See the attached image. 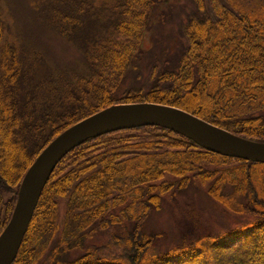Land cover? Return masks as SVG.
Segmentation results:
<instances>
[{"label": "trees", "instance_id": "16d2710c", "mask_svg": "<svg viewBox=\"0 0 264 264\" xmlns=\"http://www.w3.org/2000/svg\"><path fill=\"white\" fill-rule=\"evenodd\" d=\"M194 2L172 68L154 64L149 87L120 95L155 0H113L103 34L85 50L90 72L41 84L31 79L30 57L23 60L18 46L3 38L0 20V232L42 148L112 104L173 105L264 141V0H209L211 13L204 0ZM87 11L81 4L59 17L58 34L82 33ZM192 180L224 209L250 219L216 234L187 229L179 242L153 252L159 233L144 230L148 215ZM5 193L11 195L6 201ZM99 234L103 242L89 243ZM11 264H264V163L208 151L156 125L91 137L57 163Z\"/></svg>", "mask_w": 264, "mask_h": 264}, {"label": "rangeland", "instance_id": "374dc122", "mask_svg": "<svg viewBox=\"0 0 264 264\" xmlns=\"http://www.w3.org/2000/svg\"><path fill=\"white\" fill-rule=\"evenodd\" d=\"M112 2L113 0H0L3 38L18 46L23 60L30 57L31 79L34 84H41L44 80L47 82L51 78L71 79L75 75L88 74L90 68L85 50L91 39L103 34L105 26L102 25L106 23L107 7ZM204 2L211 13L209 0ZM81 4L88 10L83 17L85 23L82 33L73 39L60 36L57 32V19L74 14ZM195 9L194 0H155L140 40V56L131 61L117 91L119 95L131 88L149 87V70L154 64L162 70L172 68L186 43L181 34V25ZM98 26L102 28L99 30ZM31 87V84L28 88L26 86L29 90ZM38 92L44 94L45 89ZM10 196L5 193L2 197L6 201ZM249 219V215L235 214L224 209L206 194L204 187L192 180L173 195H165L160 207L150 212L143 228L147 232L159 233L151 250L162 252L179 242L187 229L192 228L194 234H216L237 227ZM105 238V235L99 234L88 241L101 243ZM75 253L74 251L70 255Z\"/></svg>", "mask_w": 264, "mask_h": 264}, {"label": "water", "instance_id": "95a60500", "mask_svg": "<svg viewBox=\"0 0 264 264\" xmlns=\"http://www.w3.org/2000/svg\"><path fill=\"white\" fill-rule=\"evenodd\" d=\"M145 125L172 130L208 151L264 163V141L239 136L179 107L148 101L112 104L61 131L28 166L10 217L0 232V264L14 260L43 187L70 150L91 137Z\"/></svg>", "mask_w": 264, "mask_h": 264}]
</instances>
